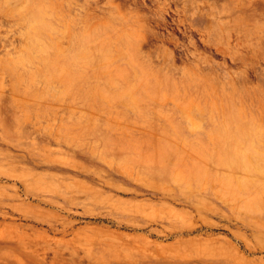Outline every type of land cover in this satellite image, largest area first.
Instances as JSON below:
<instances>
[{
    "label": "rangeland",
    "instance_id": "obj_1",
    "mask_svg": "<svg viewBox=\"0 0 264 264\" xmlns=\"http://www.w3.org/2000/svg\"><path fill=\"white\" fill-rule=\"evenodd\" d=\"M0 264H264V0H0Z\"/></svg>",
    "mask_w": 264,
    "mask_h": 264
},
{
    "label": "bare ground",
    "instance_id": "obj_2",
    "mask_svg": "<svg viewBox=\"0 0 264 264\" xmlns=\"http://www.w3.org/2000/svg\"><path fill=\"white\" fill-rule=\"evenodd\" d=\"M166 6V5H165ZM204 6V5H203ZM174 9V8H173ZM161 10V9H160ZM175 10V9H174ZM159 11V10H158ZM195 11V10H194ZM201 11V10H200ZM215 11V10H214ZM160 12V11H159ZM164 13V12H163ZM209 12H207L206 14H208ZM216 13V12H215ZM165 14V13H164ZM210 14V13H209ZM157 16H158V14H157ZM215 19V18H214ZM161 21V20H160ZM159 21V22H160ZM209 21V20H208ZM216 21H217V19H216ZM185 23V22H184ZM177 24H178V22H177ZM178 25H180V24H178ZM184 25V24H183ZM200 31V30H199ZM201 32H203V31H201ZM206 33V32H205ZM204 34V33H203ZM222 34H223V32H222ZM206 35V34H205ZM202 36V35H201ZM200 39V38H199ZM232 44V43H231ZM235 46V45H234ZM236 47V46H235ZM222 48V47H221ZM215 49V48H214ZM223 49V48H222ZM235 50V49H234ZM233 50V51H234ZM237 50V49H236ZM217 52V51H216ZM221 53V52H220ZM224 54L226 55L227 53L226 52H224ZM223 54V55H224ZM195 55V54H194ZM233 55V54H232ZM196 56V55H195ZM237 56V55H236ZM229 57V56H228ZM233 58V57H232ZM233 60H234V58H233ZM194 61V60H193ZM200 64H201V62H200ZM209 66V65H208ZM200 67V66H199ZM211 70V69H210Z\"/></svg>",
    "mask_w": 264,
    "mask_h": 264
}]
</instances>
